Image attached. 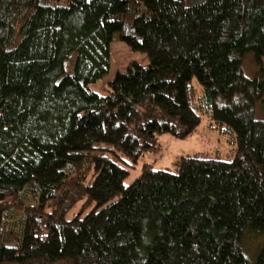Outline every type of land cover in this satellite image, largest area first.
Instances as JSON below:
<instances>
[{"label":"trees","instance_id":"1","mask_svg":"<svg viewBox=\"0 0 264 264\" xmlns=\"http://www.w3.org/2000/svg\"><path fill=\"white\" fill-rule=\"evenodd\" d=\"M114 42L149 65L101 96L90 86L110 75ZM194 79L235 158L145 165L125 186L159 135L197 132ZM257 105L264 0H0V264H264Z\"/></svg>","mask_w":264,"mask_h":264},{"label":"rangeland","instance_id":"2","mask_svg":"<svg viewBox=\"0 0 264 264\" xmlns=\"http://www.w3.org/2000/svg\"><path fill=\"white\" fill-rule=\"evenodd\" d=\"M112 64L110 75L97 84L91 85V90L101 96L108 95V83L114 80L118 73H125L128 66L132 62H137L143 67H148L149 60L145 54L139 52H133L127 45L114 42L111 45ZM251 61L247 62V70L249 73L254 72ZM193 90L196 93L194 102L201 105V109L197 112L202 118V122L195 134L186 138L179 139L170 133H164L158 136L155 149L151 152H147L139 160L137 165L129 168L130 176L125 180V186H129L132 182L138 179L143 172V167L148 165L154 170H169L171 172H177V162L186 156H192L195 154H206L211 158L220 159L223 161H232L237 153V138L236 135L231 132H221L212 123L209 115L211 105L208 103L206 92L203 86L194 79L192 82ZM256 120H263L264 113L260 109V105L256 106ZM113 157L112 153H109ZM13 206V213H10L9 221L11 223H18L25 213L22 208H18V201H9ZM84 200L81 201L78 206L66 216V220H72L73 217L80 213L81 206ZM30 206L36 205L31 200ZM95 206L89 208L84 214L85 217L90 213Z\"/></svg>","mask_w":264,"mask_h":264}]
</instances>
